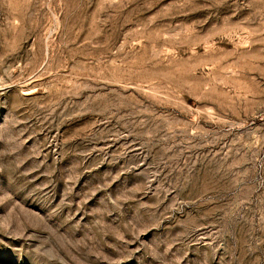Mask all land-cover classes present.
Instances as JSON below:
<instances>
[{
    "label": "rangeland",
    "instance_id": "rangeland-1",
    "mask_svg": "<svg viewBox=\"0 0 264 264\" xmlns=\"http://www.w3.org/2000/svg\"><path fill=\"white\" fill-rule=\"evenodd\" d=\"M0 264H264V0H0Z\"/></svg>",
    "mask_w": 264,
    "mask_h": 264
}]
</instances>
